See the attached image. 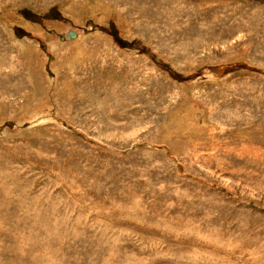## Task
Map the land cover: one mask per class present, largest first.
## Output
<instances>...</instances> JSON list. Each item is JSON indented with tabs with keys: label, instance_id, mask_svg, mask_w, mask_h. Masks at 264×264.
<instances>
[{
	"label": "rangeland",
	"instance_id": "rangeland-1",
	"mask_svg": "<svg viewBox=\"0 0 264 264\" xmlns=\"http://www.w3.org/2000/svg\"><path fill=\"white\" fill-rule=\"evenodd\" d=\"M0 185V264H264V0H0Z\"/></svg>",
	"mask_w": 264,
	"mask_h": 264
},
{
	"label": "bare ground",
	"instance_id": "bare-ground-1",
	"mask_svg": "<svg viewBox=\"0 0 264 264\" xmlns=\"http://www.w3.org/2000/svg\"><path fill=\"white\" fill-rule=\"evenodd\" d=\"M68 34H69V37L71 38L70 40H72L73 38H78L76 41H77V43L76 44H78V43H80V42H82V40H83V35H80V36H76V33H74V32H72V30L70 31V30H68V32H67V36H68ZM69 39V38H68ZM73 42L75 41V39H73L72 40ZM75 41V42H76ZM75 44V45H76ZM83 46V45H82ZM83 50H85V48L83 47ZM38 114V113H37ZM42 114V113H41ZM46 115V114H45ZM36 120V119H35ZM1 187L2 186H4V185H0ZM6 188V187H5ZM2 189H3V187H2ZM2 194H3V192H2ZM6 196V195H5ZM8 202V201H7ZM5 208V207H4ZM49 228V227H48ZM37 248V247H36ZM38 257V256H37ZM7 260V259H6ZM62 261V260H61ZM55 262V261H54ZM7 263V262H6ZM56 263V262H55Z\"/></svg>",
	"mask_w": 264,
	"mask_h": 264
}]
</instances>
